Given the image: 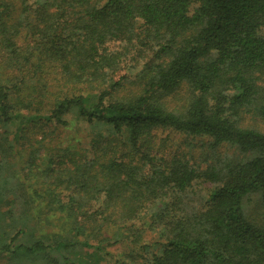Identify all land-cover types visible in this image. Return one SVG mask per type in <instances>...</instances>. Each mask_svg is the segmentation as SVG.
<instances>
[{
	"label": "trees",
	"instance_id": "trees-1",
	"mask_svg": "<svg viewBox=\"0 0 264 264\" xmlns=\"http://www.w3.org/2000/svg\"><path fill=\"white\" fill-rule=\"evenodd\" d=\"M247 116L264 122V0H0V250L264 264Z\"/></svg>",
	"mask_w": 264,
	"mask_h": 264
},
{
	"label": "rangeland",
	"instance_id": "rangeland-1",
	"mask_svg": "<svg viewBox=\"0 0 264 264\" xmlns=\"http://www.w3.org/2000/svg\"><path fill=\"white\" fill-rule=\"evenodd\" d=\"M183 94H185V93L183 92ZM173 101H174L172 103L173 106L176 103H178V102H176V99H174ZM244 125H246L248 127H251V128L257 127V129H260L261 131H264V122H262L260 119L253 118L251 116H247L246 117V119L244 120ZM160 135L161 136H166L167 134L160 133ZM180 138H181V136H176V138H174V139H176V140L179 141ZM199 189L201 190V186L199 187ZM258 204H259V202L258 203L255 202V198H254V202H252L251 204H249L250 214L253 215L254 218H257L258 217L257 214L261 215L260 211L258 210V206H259ZM261 211H262V208H261ZM1 234H2V232H0V241L2 239ZM0 264H24V262L17 261L15 259H10L4 252H2L0 250ZM27 264H32V263H27Z\"/></svg>",
	"mask_w": 264,
	"mask_h": 264
}]
</instances>
